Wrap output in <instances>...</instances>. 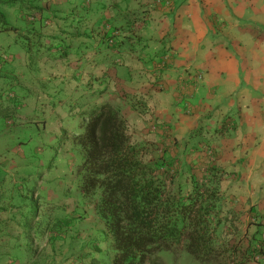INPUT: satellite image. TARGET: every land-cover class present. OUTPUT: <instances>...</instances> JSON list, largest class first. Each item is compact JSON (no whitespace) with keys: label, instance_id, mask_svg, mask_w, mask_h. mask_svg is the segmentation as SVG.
Returning <instances> with one entry per match:
<instances>
[{"label":"crops","instance_id":"1","mask_svg":"<svg viewBox=\"0 0 264 264\" xmlns=\"http://www.w3.org/2000/svg\"><path fill=\"white\" fill-rule=\"evenodd\" d=\"M24 1L39 3L40 0ZM47 1L41 0L40 3L43 5ZM73 1L77 2L49 0L47 9L51 11V5L58 4L54 7L55 13L62 16L71 12L74 4L70 2ZM85 3L88 12L86 16L79 15L78 12H81L79 6L74 9V12L78 13L77 17L81 18L77 23L71 19L65 22L58 20V23L53 21L41 30L44 34H56L60 27H63L70 33L74 31L77 34L67 38V42L64 43L66 56L57 61L58 67H53V60L45 58L30 67L27 53L15 42V32L5 30L13 32L12 41L6 37L7 32L0 31V76L13 78L15 82L23 81L27 93L25 94L20 87L17 89L19 95L27 100V109L33 106L31 94L34 88L40 95L52 93L53 85H48V89L45 90L41 85L43 79L38 80L46 73L42 66L61 74L57 84L61 80L66 83V79L71 77L72 68L79 79L85 77L86 80L88 78L92 80L99 75V68L103 67L107 74L104 78L106 83H103L106 91L100 100L109 101L119 110H134L127 91L139 89L147 91V78L152 73L153 65L157 63L166 46L170 47L171 61L161 70L163 86L148 91L144 114L128 111L134 120V126L136 129H146L147 132L148 128L140 126L137 117L150 116L151 121L145 123H169L170 134L176 137L178 147L181 139L187 134L191 136L194 134L199 140L203 139L201 143L196 139L205 155L200 167L201 172L211 167L219 170L221 175L219 189L226 192L235 211L244 215V221L248 222L245 239L250 238L255 231L263 233L264 0H171V7L159 0H86ZM7 7L0 5V10L7 20L19 31L24 30L26 23L20 13L18 14L14 8ZM123 14L145 15L146 22L136 32L138 40L133 47L134 50L129 51L126 42L122 41L119 47L120 55H114L112 58L114 63L109 64L105 60H100L95 53L94 32L96 28L101 29L103 24L105 25L103 28L118 26ZM118 32L124 34L127 30L122 28ZM13 43L15 46H12ZM12 47L13 51L10 50ZM6 50H9L10 54L8 59L3 60L2 54ZM59 50L60 48H57L56 51ZM77 64L78 68H81L80 72L76 71ZM110 65L114 68H110ZM27 66L31 69L27 70ZM192 74L201 75V80L193 84L188 83ZM25 77L26 80H23ZM183 82L188 85L185 87V95L178 100L176 91ZM59 92L63 93L61 96L66 102L68 98L77 99L82 94V86L77 85L76 81L67 82ZM121 93L123 95H120ZM65 102H61L59 108L49 111L58 113L63 119L61 123L64 124L70 122L63 111L67 108ZM23 114L28 117V113ZM5 127L6 129L0 127V147L8 149L10 154V149L14 148L18 139L6 131L12 128L10 125ZM159 133L163 135L161 131ZM44 137L45 144L53 141L51 136L47 140L46 133ZM159 140L165 143L162 137ZM207 144L208 150L204 151ZM25 145L26 143H21L16 148L18 150ZM187 145L194 146L190 145L188 140ZM11 158L8 157V162L12 164L14 160ZM19 159L28 157L22 154ZM189 159L196 160L195 156ZM0 161L3 164V158H0ZM1 167L0 180L3 181L5 188H8L4 190L3 196L8 200L3 198V204H0L4 207L0 208V224L3 225L0 236L4 241L11 242L8 247L14 256L26 257L25 253L22 255L24 252L22 247H16L15 243L22 242L23 233L20 227L25 214H28L32 217L33 227L37 223L42 225L46 223L48 226L40 242L42 250L38 252V256H43V260L38 264H90L94 258H98L97 252L93 250V246L98 245V242L94 244L89 242L92 249L86 250L88 255L85 258L82 255L84 250L81 247L83 241L81 224L91 213L81 216L75 224V230L71 233L74 240L66 245L74 249L70 252L65 247L60 253L57 251L59 246L56 241L54 244L56 254H53L54 257L50 256L52 246L47 240L55 233L52 232L51 225H67L71 219L76 218L77 213L85 215L89 209H84V205L79 202L76 204L77 208L75 204L68 205L71 213L64 219L65 223H55L51 218L47 221L45 218H38L36 212L39 205H34L37 196L32 193L30 199L32 203L28 202L29 199L28 201L26 199L28 196L15 189V185L9 182L13 178L7 172L9 170H3ZM23 179L30 182L29 177L28 180ZM59 204L61 203L58 202L57 205ZM252 220L254 223H251ZM94 237H87V241ZM258 264H264L263 257L258 260Z\"/></svg>","mask_w":264,"mask_h":264},{"label":"trees","instance_id":"2","mask_svg":"<svg viewBox=\"0 0 264 264\" xmlns=\"http://www.w3.org/2000/svg\"><path fill=\"white\" fill-rule=\"evenodd\" d=\"M40 2L41 0L39 3L0 0V5L17 10L26 23L24 30L19 31L0 10V31L15 32V42L20 44L27 53L30 67L31 62H37L43 58L53 60V67H58L57 61L66 56L64 43L67 42V38L77 34L74 31L70 33L63 27H60L56 34H44L41 30L53 21L58 23V20L65 22L71 19L77 23L81 19L77 17L78 13L80 16H86L88 13L85 7L86 0L70 2L74 4L71 12L62 16L55 13L54 7L58 4H52V10L48 11L49 0L43 5ZM78 6L81 12L75 13L74 9ZM121 18L118 26L103 28L105 26L103 24L101 29L96 28L94 32L95 53L100 60H105L109 64L114 63L112 60L114 55H120L119 47L122 41L126 42L129 51L133 49L138 40L136 32L146 22L145 15L123 14ZM122 28L127 30V33L118 32ZM166 47L157 63L153 65L152 73L148 75L147 91L146 89L145 91L141 89L127 91L134 110H119L109 101L100 100L106 91L103 83H106L104 78L107 74L103 67L99 68V75L92 80L91 78L86 80L85 77L79 79L74 68H72L71 77L66 79V83L76 81L77 85L82 86V94L76 99L75 104L78 110H65L66 115L72 119L77 116L82 117L80 124L82 131L73 137L74 144L80 147L84 156L78 168L81 199L82 202L87 198L94 200L95 213L104 221L107 229V232L102 234L99 230V237L87 241L85 246L90 250L89 242L99 244L100 241H106L108 234L112 252L111 256L104 255L103 249L94 245L93 250L98 255L100 253V258L99 260L94 258L90 264H163L158 255L160 251L168 250L177 253L181 248L186 249L201 261L218 260L220 264H224L220 262L221 256L226 255L232 264H258V261L253 260V254L259 249L264 258V243L257 248L255 241L257 238L260 239L261 235L258 237L260 233L255 231L250 238L245 239L248 222L244 221V215L235 211L226 192L219 189L221 177L219 170L211 167L201 172L202 150L197 146L190 147L193 148L192 153L195 152L194 154L197 155L195 161H190L188 156L191 155V151L188 149L186 140L181 151L183 156H187L186 160H183L185 165L184 168L182 166L177 169L176 162L179 157L177 139L173 135L169 136V123L153 122L152 125L157 133L159 131L163 133V135L158 134L159 139L162 137L163 140L168 141L167 143L159 140L141 142L137 137L146 133V129H141L139 132L136 130L130 112L144 114L148 91L163 86L161 70L166 65L159 67V63L164 54H167L169 59L166 64L171 61L170 47ZM57 48H60L59 52L56 51ZM110 68L114 67L110 65ZM80 70L77 64L76 71L80 72ZM52 72L54 74L49 73V77L43 78L42 82L43 85H46L45 82L53 85L51 88L54 91L50 95V102L57 101V104H60L62 96L59 97L61 93L59 91L62 88H58L59 84L57 86L56 81L61 74ZM6 80L8 81L5 82ZM23 80H26V77ZM2 81L0 85V123L2 125L0 127H5L11 120L26 118L23 114L24 110H21L19 106L24 97H17L14 101L12 99L16 96H8L6 89L14 83H20L22 84L20 89H23L26 94L27 87L22 83L23 81L15 82L13 78H5ZM68 101L74 103L73 98ZM169 142L173 144L176 152L169 150ZM21 143H25L24 140H18L14 148L10 149L18 158L23 154L16 148ZM36 151L37 149L32 147L26 150L30 156H33ZM209 171H211L210 174H207ZM0 181V204H3L6 199L3 192L8 188H5L2 180ZM15 189L19 191L18 188ZM26 199L28 201L29 198L26 197ZM28 202L32 203L30 199ZM75 224L71 222L67 225L54 226L55 233L47 240V243L52 246L50 256L54 257L53 254H56L54 252L57 250L54 246L56 241L60 253L65 247L70 252L74 249L66 245L74 240L71 233L75 230ZM40 226H44L47 230V225L40 224ZM45 228L34 229L32 217L25 214L20 227L23 239L21 243H15V245L22 247L24 251L22 255L25 253L26 257L14 256L8 247L11 242L4 241L0 236V264L41 262L43 256H38V252L42 250L40 242L46 231ZM2 229L3 225L0 224V233ZM82 255L86 257L88 254L83 251Z\"/></svg>","mask_w":264,"mask_h":264},{"label":"rangeland","instance_id":"3","mask_svg":"<svg viewBox=\"0 0 264 264\" xmlns=\"http://www.w3.org/2000/svg\"><path fill=\"white\" fill-rule=\"evenodd\" d=\"M12 8V7H7ZM19 14V13H18ZM20 18L18 17V20ZM22 20L25 22V20L22 18ZM10 22V21H9ZM7 32L6 37H9V40L12 39L13 41V32L11 31H5ZM11 41V42H12ZM9 42V44H11ZM15 43H13L12 46ZM17 45V44H16ZM11 51H13V47L10 48ZM7 59L9 57V50H6ZM164 56V55H163ZM162 56V58H163ZM161 62V61H160ZM31 64H37L36 62H31ZM165 64V63H164ZM167 65V64H165ZM159 67H162L159 63ZM41 68L45 69V74H42L39 77V81H41L43 78H47L49 73L54 74L50 68L42 66ZM31 69L29 66H27V70ZM34 70V68H32ZM49 77V76H48ZM191 77V76H190ZM7 77L1 76L0 77V85L3 82L2 79H5ZM6 80L5 82H7ZM58 80L56 81V85ZM42 86H44V89H48V85L51 83L45 82L46 85H43V82H41ZM191 83V81H190ZM187 84V83H186ZM22 84L20 83H14L11 87H8L6 89V93L8 96H16V98H13L12 100H17V97H21L18 93V89ZM65 87V84L61 81H59L58 88ZM61 89V90H62ZM51 90V88H50ZM35 91V88H34ZM31 94L33 106H29L26 109L27 100L23 99L22 103L19 105L20 108H24V112L28 113V117L26 116L25 119H16L11 120L9 122L11 129H8L6 131H9L12 135H15L16 139H22L26 143L25 147H21L19 152L25 154L28 159H19L15 155L12 154V152L9 154L8 149L4 147H0V158H3V164L0 161V164H2L1 169H8V173L13 176L12 179L9 180L12 185H15V188H18L19 191L23 192L25 196H28L29 199L32 197V193L37 196L36 200L34 201V205H39V208L36 213H38V218H45V220H49L51 218V221H54L55 223H65L64 219L66 217H69V207L70 204H75V208H77L76 204L82 203L84 205V209H89L88 212L85 213L84 216H86L88 213H91V215L88 216V219L84 221L82 226L83 231V244H84V252L88 250V247L85 246V243L87 242V237H93L98 238L99 232L105 233L107 232V229L105 227V223L103 220L98 218V216L95 213L94 210V203L93 199H85L84 202H82L80 190L78 187L80 176L78 174V168L82 164L84 156L82 153V150L79 146L75 145L73 143V139L71 138L72 135L75 133H79L82 131V127L80 126L82 122V117L77 116L76 118L69 117V121H67L65 124L61 123L63 122L62 117L58 113H50V110H53L55 108H59V104H57V101L55 103L50 102V95L53 93L54 89L52 90V93H44L41 95L35 91ZM177 95L178 100L181 98V93L179 89H177ZM63 93L61 92L59 94V97H61ZM182 99V98H181ZM71 100V99H68ZM68 100L66 102L62 99L61 102H65L67 105L66 110H78V107L75 106L76 99L73 98L74 103H70ZM26 109V110H25ZM66 113L67 111L64 110ZM58 115V116H57ZM15 117V116H14ZM60 117V118H59ZM146 117V118H144ZM16 118V117H15ZM138 123L140 126H146L148 128V131L146 133H142V135H138L140 141L143 142L144 140H159L158 133L156 130L152 128V123H145L147 121H151L150 116H138ZM69 123L71 126L69 127ZM149 124V125H148ZM2 124L0 123V126ZM4 126V125H3ZM222 128V126H220ZM6 129V127H3ZM138 132L141 129H136ZM78 131V132H74ZM46 133L47 140L49 139V136L53 137V141H51L50 144H45L44 142V134ZM4 135V134H3ZM169 132V136H171ZM73 137V136H72ZM193 138H195L193 140ZM196 135L187 134L184 138L180 141V146L177 148L178 150V160L176 162L177 169L181 168L185 165V162L183 160H186L187 156H183L181 154L183 145L182 143L186 140L189 141L190 145L197 146L202 150L201 156L204 161V154H203V148L201 146H198L196 142ZM184 140V141H183ZM199 140V139H197ZM203 139H200L199 142L201 143ZM160 141V140H159ZM183 141V142H182ZM165 143L166 140L164 141ZM31 145L32 148H36V153L33 154V156H30L27 154L26 150ZM178 145V144H177ZM169 150L171 152H176V149L173 148V144L169 142L168 144ZM207 146H205V150L207 151ZM23 148V149H22ZM188 149L191 151L192 156H197L193 152V148L188 147ZM8 157H12L11 159L14 160L11 163L8 162ZM52 158V161H51ZM181 160V161H180ZM202 167V165H200ZM30 179V182H27L23 178ZM15 181V182H14ZM57 195V197H54V195ZM39 198V199H38ZM60 202L61 204L57 205V203ZM51 203L55 205H51ZM75 211V210H73ZM78 211V210H77ZM76 211V212H77ZM44 216V217H43ZM82 216L81 213L76 214L75 219H71L69 223L74 222L78 223V220ZM250 216V220H251ZM43 221V220H42ZM251 223H254L253 220ZM41 223L35 224L34 229H44L45 227L40 226ZM47 225L46 223H43ZM97 228V229H95ZM48 229V228H47ZM46 230V228H45ZM52 232H55V228L53 225H51ZM100 230V231H99ZM262 232V231H261ZM260 234L258 237H260ZM59 236V235H56ZM256 242L259 241L257 238L255 240ZM110 240L108 238V234L106 236V241H100L98 246L103 249L104 255H110L112 254L111 249L109 247ZM92 249V247L90 248ZM64 249H62L63 251ZM59 251V249L57 250ZM159 257L161 258L163 264H220L218 260H204L201 261L199 259H196L191 253H189L186 249L181 248L178 250L177 253H174L173 251L163 250L158 253ZM221 263L224 264H232L229 259L226 257V255L221 256ZM58 261H60L59 254H57ZM85 258V257H84ZM100 258V253L98 255V260ZM149 264V263H146Z\"/></svg>","mask_w":264,"mask_h":264},{"label":"built area","instance_id":"4","mask_svg":"<svg viewBox=\"0 0 264 264\" xmlns=\"http://www.w3.org/2000/svg\"><path fill=\"white\" fill-rule=\"evenodd\" d=\"M160 1H161V2H164L165 5L168 6V7H171V6H172L171 0H159V2H160ZM3 58H6V56L4 55ZM168 62H169L168 56H167V54H164L163 58H161L160 65L163 66L164 63L166 64V63H168ZM200 80H201V75H197V74H195V75H193V76L190 77V81H191L192 84L195 83V82H198V81H200ZM190 81H189L188 83H190ZM187 85H188V84H186L185 82H183V83L180 84L179 91H180V93H181V95H182L181 98L185 95L184 92H185V87H186ZM263 243H264V232L261 234V237H260L259 241L256 242V246H257V248H258V246H260V245L263 244ZM262 257H263L262 252L259 251V249H257V250L254 252V254H253V260H254V261H258V260L261 259Z\"/></svg>","mask_w":264,"mask_h":264},{"label":"clouds","instance_id":"5","mask_svg":"<svg viewBox=\"0 0 264 264\" xmlns=\"http://www.w3.org/2000/svg\"><path fill=\"white\" fill-rule=\"evenodd\" d=\"M4 55L6 56V58H3ZM2 58H3V60H6V59H7V55H6V53L3 52V54H2ZM77 132H78V131H77ZM75 135H76V133H75ZM73 137H74V136H73ZM73 137H72V139H73ZM73 143H74V142H73ZM261 234H262V233H261Z\"/></svg>","mask_w":264,"mask_h":264}]
</instances>
